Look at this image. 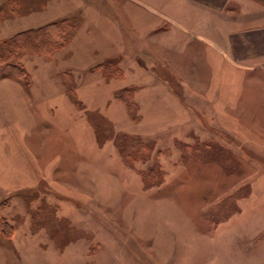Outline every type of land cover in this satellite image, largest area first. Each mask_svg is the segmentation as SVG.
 I'll return each mask as SVG.
<instances>
[{
  "label": "rangeland",
  "instance_id": "obj_1",
  "mask_svg": "<svg viewBox=\"0 0 264 264\" xmlns=\"http://www.w3.org/2000/svg\"><path fill=\"white\" fill-rule=\"evenodd\" d=\"M109 9L0 0L8 64L3 41L72 24L51 55L19 52L22 77L0 60V264H264V75L225 70L214 94L201 56L167 52L149 112L108 74L140 50L112 45Z\"/></svg>",
  "mask_w": 264,
  "mask_h": 264
},
{
  "label": "crops",
  "instance_id": "obj_2",
  "mask_svg": "<svg viewBox=\"0 0 264 264\" xmlns=\"http://www.w3.org/2000/svg\"><path fill=\"white\" fill-rule=\"evenodd\" d=\"M81 3L85 13L94 10L102 14V10L109 9L101 0H81ZM122 3L116 10L115 5L109 9L112 45H133L135 37L140 50L125 52L132 55L128 60L118 54V63L125 61L120 66L116 63L122 77L117 76L116 70L114 74V69L107 71L123 83L129 80L127 88H137V95H151V100H144L147 111L157 109V100L165 103V98L156 95L173 92L167 78L157 71L164 68L161 56L167 52L176 57L190 55V59L201 56L202 60H198L208 66L210 77L214 78L208 86V92L214 94L230 93V88L220 81L225 82L231 70L254 69L264 75V0H122ZM79 11L82 13V8ZM216 63L218 71L213 70ZM184 88L187 93L195 92L188 86Z\"/></svg>",
  "mask_w": 264,
  "mask_h": 264
},
{
  "label": "trees",
  "instance_id": "obj_3",
  "mask_svg": "<svg viewBox=\"0 0 264 264\" xmlns=\"http://www.w3.org/2000/svg\"><path fill=\"white\" fill-rule=\"evenodd\" d=\"M71 28H72V24H70L68 20H62L59 22L45 25L39 29H32L21 32L9 40L3 41L1 44L11 50V51L9 50L10 56L13 57L14 61L18 60L19 52H24V51L25 52L35 51L37 54H43L42 52H45V54L51 55L50 51H52L53 49L54 50L55 48L62 49L64 47V45L66 44L65 36L68 33V30H70ZM46 45H49V47H54V48L47 51H43L42 47ZM0 60L1 63L3 64L2 70L4 74L16 76V77L19 76L22 77L20 73H23L24 69H22L17 64H13L14 61L8 64L1 55H0ZM117 75L119 77H122L119 71L117 72ZM133 91L134 90H125L123 93L130 94L131 92L133 93ZM120 98L123 99V97Z\"/></svg>",
  "mask_w": 264,
  "mask_h": 264
}]
</instances>
